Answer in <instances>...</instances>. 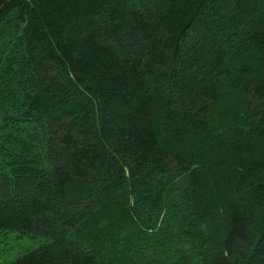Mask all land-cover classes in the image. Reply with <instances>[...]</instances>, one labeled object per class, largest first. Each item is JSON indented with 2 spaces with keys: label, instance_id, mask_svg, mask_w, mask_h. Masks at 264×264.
<instances>
[{
  "label": "trees",
  "instance_id": "16d2710c",
  "mask_svg": "<svg viewBox=\"0 0 264 264\" xmlns=\"http://www.w3.org/2000/svg\"><path fill=\"white\" fill-rule=\"evenodd\" d=\"M14 232L6 264H264V0H0Z\"/></svg>",
  "mask_w": 264,
  "mask_h": 264
},
{
  "label": "rangeland",
  "instance_id": "374dc122",
  "mask_svg": "<svg viewBox=\"0 0 264 264\" xmlns=\"http://www.w3.org/2000/svg\"><path fill=\"white\" fill-rule=\"evenodd\" d=\"M44 240L40 237L33 238L27 233L14 232L10 236V243L0 244V261L3 264L13 261L18 255L41 246Z\"/></svg>",
  "mask_w": 264,
  "mask_h": 264
}]
</instances>
